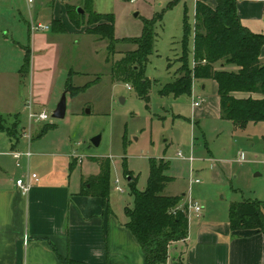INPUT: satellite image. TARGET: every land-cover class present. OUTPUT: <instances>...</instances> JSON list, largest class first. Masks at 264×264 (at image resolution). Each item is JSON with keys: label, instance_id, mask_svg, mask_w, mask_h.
Segmentation results:
<instances>
[{"label": "rangeland", "instance_id": "374dc122", "mask_svg": "<svg viewBox=\"0 0 264 264\" xmlns=\"http://www.w3.org/2000/svg\"><path fill=\"white\" fill-rule=\"evenodd\" d=\"M72 1L0 0V114L7 124L18 120V141L11 139L12 143L20 149L30 143L31 151H71L82 156V162L74 159L73 191L82 180L98 174L101 161L109 159L110 199L121 213L134 204L127 171L135 177L138 189H146L151 158L169 163L166 173L173 179L163 194H186L199 203L202 199L214 213L232 201H264V122H250L245 128L209 116L195 122L192 94L159 93L181 68L178 59L186 22L193 51L195 0H92L94 10L114 15L113 60L135 49L132 40L153 24L154 49L146 68L152 80L149 100L130 83L112 79L111 63L106 61L108 39L86 33L85 28H70L63 34L51 29L31 32L33 23L48 25L53 17H66L65 8ZM79 2L86 9V0ZM40 34L53 35L55 43L34 46ZM28 48L31 55L26 65ZM203 82H207L203 94L215 95L212 82L202 79L194 80L193 92H201ZM73 87L81 90L73 91ZM65 92L66 115L55 118L52 114ZM31 105L35 114L45 110L49 119L30 120ZM45 126L48 129L41 134ZM95 136H101L99 145L92 142ZM4 138L9 137L0 132V139ZM192 144L194 160L179 158L177 152L189 153ZM117 180L123 191L116 190Z\"/></svg>", "mask_w": 264, "mask_h": 264}, {"label": "crops", "instance_id": "0c3cea01", "mask_svg": "<svg viewBox=\"0 0 264 264\" xmlns=\"http://www.w3.org/2000/svg\"><path fill=\"white\" fill-rule=\"evenodd\" d=\"M201 1L211 7L217 5V0ZM237 4L242 23L254 32L264 33V0H237ZM67 6H75L81 14L84 12L79 0H73ZM67 6L66 17H53L48 30L58 34L67 33L70 28L72 31L86 30L87 26L81 29L74 26ZM54 20L61 21L66 31H58L61 26L55 30ZM53 37L40 34L34 39V46L42 42L53 45ZM261 60L264 61V47ZM217 68H222V65L218 64ZM202 80L212 82L211 89L215 95L203 94L202 91L207 90V82L202 83L199 93L195 94L192 87V97L201 95L205 98L200 107H193L192 117L195 122L207 116L220 119L218 84L213 79ZM233 94L238 98L261 97L257 93ZM30 107L33 109L32 105ZM191 122L193 124V118ZM8 137L0 139V264H60L56 250L63 257L86 264L146 263L141 245L125 226L126 213L112 207L111 199L108 208L101 197L81 194L82 184L72 190V170L79 155H73L71 151L37 149L31 151L29 159L23 157L22 167H19L12 152L28 150L30 143L27 149H20ZM73 153L76 154L75 151ZM191 153L193 144L186 157ZM186 160L192 162L188 158ZM78 161L82 162V158ZM28 168L38 174V180L24 194L16 185V180ZM182 196L181 205L189 200L195 201L186 194ZM200 203L204 208L202 215L190 217L187 238L170 245L169 257L162 264H264L263 232L257 229L232 230L229 218L231 203L217 213L207 209L202 199Z\"/></svg>", "mask_w": 264, "mask_h": 264}, {"label": "trees", "instance_id": "16d2710c", "mask_svg": "<svg viewBox=\"0 0 264 264\" xmlns=\"http://www.w3.org/2000/svg\"><path fill=\"white\" fill-rule=\"evenodd\" d=\"M85 4L86 9L82 14L76 8L67 6L72 23L78 29L85 25L86 33L108 39L109 56L106 61L111 63L112 79L130 83L142 98L149 100L152 80L147 76L146 68L154 49L153 24H147L143 35L132 40L136 44L135 49L113 60L116 53L114 15L94 10L92 0H86ZM85 16L86 19H81ZM53 25L55 30L61 26L58 31H66L59 20H54ZM189 32L190 26L186 22L180 42L182 52L178 59L181 68L173 81L162 86L160 95L179 97L191 94L194 80L213 79L218 84L222 118L233 121L238 128H245L250 122H264V61L261 60L264 33L254 32L242 23L237 0H217L215 7L197 0L193 51L189 48ZM30 55L28 48L26 65L30 62ZM217 64H221L222 68H217ZM72 89L81 90L77 87ZM235 92L257 93L261 97L238 98L234 96ZM18 124V120L7 124V119L0 114V132H6L16 141L19 136ZM47 129L48 126H45L42 132ZM168 168L169 163L164 158H151L148 185L144 190L138 189L135 177L127 171L128 179L131 178L129 185L134 204L125 208V226L141 245L146 257L145 264L166 262L170 245L188 236L187 205L177 209L183 196L163 194L166 185L172 181V177L166 173ZM110 173L109 159L101 161L100 172L82 182L80 193L101 197L109 208ZM229 218L234 231L257 229L264 233V201L251 199L232 202ZM56 253L60 264H86L63 257L57 250Z\"/></svg>", "mask_w": 264, "mask_h": 264}, {"label": "built area", "instance_id": "2783aa9c", "mask_svg": "<svg viewBox=\"0 0 264 264\" xmlns=\"http://www.w3.org/2000/svg\"><path fill=\"white\" fill-rule=\"evenodd\" d=\"M131 1H135V0H131ZM28 2L32 3V2H34V0H28ZM49 28H50V26L45 25V24H33L32 25L33 31L34 30L49 29ZM193 64H195V62ZM204 102H205L204 96H201V95L193 96V100H192L193 107H200ZM48 119H49V115L46 113L45 110L37 115L32 111V109L30 107V120H32V121L34 120V121L38 122V121H46ZM12 154L16 157L17 165L19 167H22L21 159L23 157H27L29 159L32 156V152L30 149L25 150V151L15 150L14 152H12ZM177 155L179 158H182V159L188 158L191 161L194 160V156L192 153L189 157H186L184 151L181 149L177 152ZM78 158L81 160L82 156H78ZM244 158H245L244 153L242 152L240 154V159L243 160ZM37 180H38V174L36 172L31 171L28 168L26 170V172L22 175V177H20L16 180V185L18 186L19 190L22 193L27 194L30 191V189L32 188L33 183ZM194 181L197 183L200 182L199 179H195ZM116 182H118V180ZM116 190L123 191V189L118 184L116 185ZM185 205H187L186 212L189 216V220H190L191 215H195V216H201L202 215L204 208L199 202L189 200L187 202V204H185ZM183 206L184 205H179L177 207V209L183 208ZM26 243H27V239H26Z\"/></svg>", "mask_w": 264, "mask_h": 264}, {"label": "water", "instance_id": "95a60500", "mask_svg": "<svg viewBox=\"0 0 264 264\" xmlns=\"http://www.w3.org/2000/svg\"><path fill=\"white\" fill-rule=\"evenodd\" d=\"M66 110H67V97H66V92L62 95L60 101L58 102L57 104V107L56 109L54 110L52 116L55 117V118H63L65 115H66ZM87 112H90L89 109H87ZM100 139H101V136H95L93 139H92V142L95 144V145H99L100 144ZM131 178L129 177V180Z\"/></svg>", "mask_w": 264, "mask_h": 264}]
</instances>
